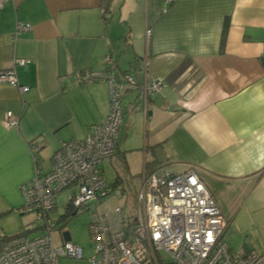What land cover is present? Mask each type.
<instances>
[{
  "label": "crops",
  "instance_id": "obj_1",
  "mask_svg": "<svg viewBox=\"0 0 264 264\" xmlns=\"http://www.w3.org/2000/svg\"><path fill=\"white\" fill-rule=\"evenodd\" d=\"M18 22L32 29L15 39ZM263 49L264 0H9L0 8V71L16 58L31 63L16 70L29 91L0 84V251L38 230L21 212V186L53 169L63 143L82 142L105 121L108 85L74 81L105 72L111 56L116 72L141 83L148 57L163 87L147 112L138 92L125 94L117 152L102 165L118 167L123 154L141 186L153 173L196 168L229 221L232 251L264 252ZM9 111L20 118L15 129L3 126Z\"/></svg>",
  "mask_w": 264,
  "mask_h": 264
},
{
  "label": "built area",
  "instance_id": "obj_2",
  "mask_svg": "<svg viewBox=\"0 0 264 264\" xmlns=\"http://www.w3.org/2000/svg\"><path fill=\"white\" fill-rule=\"evenodd\" d=\"M8 1L0 0V8ZM31 29V24L18 22L15 39ZM151 34L147 30L148 40ZM262 58L264 61V49ZM30 63L31 60L16 58L11 69L0 71V84L7 83L22 93L29 91V87L19 84L16 70ZM95 81L109 88L106 120L93 126L82 142L63 143L54 156L53 169L47 174L37 171L30 183L21 186V212L35 216L34 223L40 226L37 229L47 233L38 237L22 233L9 238L0 251V264H59L63 257L85 260L84 249L67 237V232L62 247L53 244L50 235L58 227L52 218L58 208L57 198L64 190L72 189L66 208L68 216H72L81 210L89 211L113 192L101 165L117 152L125 119L124 96L129 91L138 92L147 112L150 98L163 87L161 79L150 75L149 59L143 83L133 74L116 72L111 56L106 59L105 72L86 71L74 83ZM19 121L11 111L2 119L6 129L17 128ZM123 213L124 207L94 213L89 225L94 254L89 264H264V252L249 248L233 252L227 244L224 237L229 221L196 168L145 177L137 194L134 217L125 219Z\"/></svg>",
  "mask_w": 264,
  "mask_h": 264
},
{
  "label": "rangeland",
  "instance_id": "obj_3",
  "mask_svg": "<svg viewBox=\"0 0 264 264\" xmlns=\"http://www.w3.org/2000/svg\"><path fill=\"white\" fill-rule=\"evenodd\" d=\"M148 59V57L145 59V63ZM101 170L108 184L116 183L118 178L117 172L120 170L119 172H122L121 174L123 177L125 175L128 177L130 187L125 185V180H122V183H120L117 188L114 187L113 192L107 198L101 200L97 206L94 204L89 211L81 210L75 216H66V208L73 193L72 189L64 190L59 195L57 198L58 209L54 212L52 217L54 221L58 222L57 229L53 230L50 235L53 244L57 248L62 247L65 242L64 233L68 231L71 234L73 242L80 245L84 249L85 254V260L63 257L59 264H89V258L94 254V247L92 246L89 236V225L93 219L94 213L97 211L100 213L111 212L116 208L121 207H124L126 213L130 212L132 204L136 202L137 198V196H133L131 192L134 190L139 193L142 189L140 180L131 177L127 174L126 170H123L119 165L118 167H112L111 165L104 163L101 166ZM33 218L34 220L36 219L35 216H33ZM33 226V229L40 227L37 223H33ZM45 233L47 232L43 229L35 230L30 234V237L42 236Z\"/></svg>",
  "mask_w": 264,
  "mask_h": 264
},
{
  "label": "trees",
  "instance_id": "obj_4",
  "mask_svg": "<svg viewBox=\"0 0 264 264\" xmlns=\"http://www.w3.org/2000/svg\"><path fill=\"white\" fill-rule=\"evenodd\" d=\"M105 12H106V10H105ZM228 28H229V21H226V23H225V30H224V33H226L227 32V30H228ZM223 44H224V42H223ZM123 162H124V155L123 154H121V155H119V157H118V165L120 166V167H122V169L124 170H127V167L123 164ZM117 165V166H118ZM118 170V169H117ZM120 171V170H119ZM118 171V172H119ZM117 172V181H116V183L115 184H110L109 186L111 187V189L112 190H114V187H118V185L120 184V183H122V180H123V176H122V172H119L118 173ZM114 185V186H113ZM134 212H135V202L132 204V207H131V210H130V212H128V213H126L125 212V209H124V213H123V215L125 216L124 218L125 219H127V218H133L134 217ZM66 216H68V213H66ZM20 234H22V232L20 233ZM20 234H17V235H15L14 237H17V236H19ZM14 237H11V238H14Z\"/></svg>",
  "mask_w": 264,
  "mask_h": 264
},
{
  "label": "water",
  "instance_id": "obj_5",
  "mask_svg": "<svg viewBox=\"0 0 264 264\" xmlns=\"http://www.w3.org/2000/svg\"><path fill=\"white\" fill-rule=\"evenodd\" d=\"M75 215H76V213H74L72 216H75ZM68 237H70L69 234H68ZM69 239H70V238H69Z\"/></svg>",
  "mask_w": 264,
  "mask_h": 264
}]
</instances>
